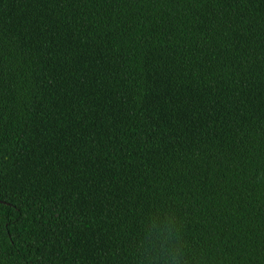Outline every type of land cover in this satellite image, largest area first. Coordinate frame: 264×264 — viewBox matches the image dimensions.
Masks as SVG:
<instances>
[{
    "label": "trees",
    "instance_id": "16d2710c",
    "mask_svg": "<svg viewBox=\"0 0 264 264\" xmlns=\"http://www.w3.org/2000/svg\"><path fill=\"white\" fill-rule=\"evenodd\" d=\"M0 264H264V0H0Z\"/></svg>",
    "mask_w": 264,
    "mask_h": 264
}]
</instances>
